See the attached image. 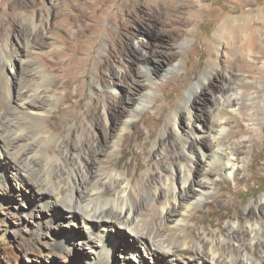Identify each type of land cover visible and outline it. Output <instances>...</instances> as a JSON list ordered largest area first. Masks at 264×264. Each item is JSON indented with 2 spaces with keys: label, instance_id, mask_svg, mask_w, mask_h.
Masks as SVG:
<instances>
[{
  "label": "bare ground",
  "instance_id": "obj_1",
  "mask_svg": "<svg viewBox=\"0 0 264 264\" xmlns=\"http://www.w3.org/2000/svg\"><path fill=\"white\" fill-rule=\"evenodd\" d=\"M53 2L49 23L38 29L25 6L20 15L32 27L29 30L23 27L22 31L27 35V52L37 54V49L45 45L43 40L48 30L54 27L52 19H57L60 31L70 32L69 28L75 26L72 35L67 34L70 37L61 35L65 44L63 50L52 47L40 53L41 63L36 64L34 60L16 57L15 50L6 43L0 44V172L6 165L20 172L27 184L37 189L33 188L35 193L46 199L41 204L42 210L55 215L65 210L71 221H81L87 232L84 242L93 254L88 264H112L111 255L120 245L121 236L127 237L120 250L125 254L121 259L115 256L116 260L119 258L116 264H134L127 255L133 256L138 251L148 255L149 260H138L137 264H264V196L250 202L241 215L229 214L225 226L217 231L197 227L199 220L193 215L215 188L225 185L227 178L233 177L236 183L241 181L236 173L246 161L245 142L258 124L259 112L254 105L262 103V107L259 106L263 108L264 102V93L257 92L264 86V11L255 13L250 7L247 15L222 21L215 32V50L218 52L222 46L226 52L225 58L218 62L227 73L218 103L213 107L215 117L200 131L210 137L211 145L203 148L197 142L200 133L194 129L190 134L182 133L174 111L170 123L179 135L182 156L171 153L165 157L166 161L154 163L136 178V166L127 170L116 168L115 155L122 150L120 142L125 138L123 132L131 118L151 100L154 83L149 81L147 91L141 93L116 128L122 112L119 109L121 95L116 94L119 82L110 74L106 76L105 71L110 73L111 60L123 57L126 49L123 43L122 50L115 53L108 41L107 47H100L105 57L96 65L99 75L95 76L105 91L96 93L83 116H77L80 78L86 65L80 53L86 52L97 38L101 17L94 13H77L73 22L65 18L64 7L69 6L67 2L73 3L69 0ZM16 4V0H0V11L6 15L0 25V39L8 30H17ZM84 32L89 34L85 36ZM46 44L53 45L51 41ZM16 60L27 72V78L15 92L9 72L16 73ZM213 62H208L193 86L180 98V104L186 106L188 122L193 115L187 103L194 88L202 85L217 60ZM170 66L171 70L175 69L174 64ZM144 68L150 75L153 68L146 63ZM189 76L187 73L183 81ZM72 83L78 84L74 92L69 91ZM59 89L64 90L62 100L66 105L59 106L47 117L57 102ZM243 101L247 111L242 120L250 126L244 128L238 118L233 129L230 121L233 116L221 109L228 108L233 113L242 107ZM67 125L66 137L60 141V147L66 151L63 153L55 146L54 134H62ZM157 151L162 152V149L155 142L149 153ZM196 162L203 166L197 175ZM221 196L217 198L222 200ZM228 212L229 209L226 214ZM71 236L70 239H74L73 233Z\"/></svg>",
  "mask_w": 264,
  "mask_h": 264
},
{
  "label": "rangeland",
  "instance_id": "obj_2",
  "mask_svg": "<svg viewBox=\"0 0 264 264\" xmlns=\"http://www.w3.org/2000/svg\"><path fill=\"white\" fill-rule=\"evenodd\" d=\"M16 1L17 30L16 32L8 30L4 38L0 39V44L6 43L15 50L16 57L29 59L32 62L34 60V63H41L40 53L52 47L63 50L65 44L61 35L70 37L76 29L75 26L69 28L70 32L62 30L63 33L56 24L57 19H52V27H54L48 30L47 38L45 35L43 40L45 45L36 48L37 54L27 52V35L22 31L23 27L28 30L32 27L31 23L20 15L25 6L29 11L28 14L34 17L38 29L41 26L46 27L49 23L53 0ZM69 1L73 4L67 2L69 6H64L66 19L69 18L74 22L77 13L82 15L94 13L101 17L97 38L86 52L80 53V56L85 58L86 65L80 78L81 84L79 83L81 100L75 108L77 116H83L84 109L91 106V99L96 93L101 94L105 91L95 76L99 75L96 65L105 57V54L100 52V47H107L108 41L111 42L115 53L122 50L123 43L126 49L125 56H116L113 61L111 60L110 73L105 71L106 76L110 74L117 83L119 82L117 85L119 91L116 94L121 95L119 109L122 112L118 116L119 121L115 123L116 128L120 127L121 119L126 118L141 93L147 91L149 81L154 83L151 100L131 118L130 125L123 132L125 138L120 142L122 150L120 154L115 155L116 168L127 170L136 166V178H139L149 166L166 161L167 155L172 153L182 156L179 135L173 131L170 123L174 111L177 112L175 113L179 130L184 134H190L193 129L199 132L200 140L198 139L197 142H200L203 148H208L211 145L210 137L200 131L215 117L213 107L218 103L227 73V69H222L218 62L225 58L226 52L222 46L218 52L215 50V32L222 21L247 15L250 7L255 9V13L264 11V0H97L95 4L91 0ZM5 18V13L0 11V25ZM226 31L231 32L230 29ZM84 33L85 36L89 34ZM31 38L32 36L30 40ZM49 41L54 46L46 44ZM211 60L217 62L212 65L202 85L194 88L187 103L193 115L188 122L186 106L180 104V98L193 86ZM143 62L153 68L150 75L145 70ZM171 64H174L175 69H170ZM15 72L9 73L16 92L27 78V72L21 69L18 60L15 62ZM187 73L190 76L183 81ZM208 81L211 85H208ZM77 85L70 84L69 91L74 92ZM257 92L264 93V86L262 91L260 89ZM63 93V89L57 91V102L47 113V117L59 106L66 105L62 100ZM240 105L242 107L234 111L235 113L228 108L221 109L226 115L233 116L230 118L233 129L236 128L234 124L238 118L244 128L250 126L242 120L247 111L243 106L245 102ZM256 105L254 109L259 112L256 131L251 132V138L245 142L246 161L236 173V178H240L241 181L236 183L233 177H229L225 180V185L215 188L204 199V203L197 207V212H193L199 220L197 227L217 231L219 227L225 226L229 214L237 212L241 215L250 202L259 201L264 196V102L263 108H261L262 103L259 104L261 107ZM254 109L252 108V111ZM99 112L101 113V109ZM67 127L68 125L64 127L62 134L57 132L54 134L55 146L63 153L66 151L65 148L60 147V141L66 137ZM155 142L162 152L149 153ZM202 167L201 163H195L196 175ZM219 186L221 181L218 178L217 187ZM33 188L27 184V180L20 172L9 168V165L0 172V264H88L93 254L92 249L84 242L87 239V232L81 226V221L76 223L71 221V218L65 215L68 214L65 210L63 214L56 215L51 213L52 211L42 210L41 204L46 199L36 194L37 189L34 188V191ZM217 195H222V200L217 198ZM237 207L239 211H235ZM228 209L230 212L226 214ZM72 233L74 239H70ZM123 238L124 236L119 238L122 244L120 243L111 255L112 264H116L117 260L122 258L121 255L125 254L124 251H120L127 237ZM128 242L131 243L132 240ZM115 256L119 258L116 260ZM127 257L134 264H137L138 260H149L148 255L139 251Z\"/></svg>",
  "mask_w": 264,
  "mask_h": 264
}]
</instances>
